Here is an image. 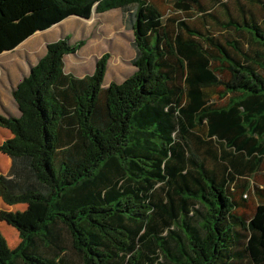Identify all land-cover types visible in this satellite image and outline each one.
I'll use <instances>...</instances> for the list:
<instances>
[{
  "label": "trees",
  "instance_id": "1",
  "mask_svg": "<svg viewBox=\"0 0 264 264\" xmlns=\"http://www.w3.org/2000/svg\"><path fill=\"white\" fill-rule=\"evenodd\" d=\"M39 1L41 21L49 7L125 11L134 71L104 85L103 54L92 73L67 72L84 42L65 35L11 88L0 199L42 212L4 213L18 242L0 264H264L263 188L249 217L234 214L264 161V2L250 0L259 15L238 3L219 21L204 0H173L198 13L191 25L148 0ZM29 2L0 0V19ZM209 19L228 36L211 34Z\"/></svg>",
  "mask_w": 264,
  "mask_h": 264
},
{
  "label": "rangeland",
  "instance_id": "2",
  "mask_svg": "<svg viewBox=\"0 0 264 264\" xmlns=\"http://www.w3.org/2000/svg\"><path fill=\"white\" fill-rule=\"evenodd\" d=\"M39 1V0H34ZM33 1V2H34ZM154 4L164 15H176L185 18L191 25H198L199 15L197 12L191 13L188 17L183 13L174 11L171 3L173 0H148ZM262 3L264 0H260ZM32 2V0H31ZM28 5L20 3L11 12L0 19V113L17 115L13 100L10 95V87L21 80L29 72V68L34 65L37 59L44 53L45 45L48 41L57 40L65 35L69 36V41L74 43L83 40L84 44L73 54L65 56V70L76 76H83L93 72L96 61L107 54V67L104 78V85L109 82H121L133 71L131 60L134 50L131 46L132 31L125 22V11L115 9L104 13H95V4L84 11L70 10L66 12L51 9L48 3L40 0L38 5L46 8L48 18L44 21L36 14L33 2ZM226 3L227 8L220 3ZM245 5L254 15H259V3L250 4V0H204L203 4L219 21H224L227 14L236 15L238 13L237 4ZM25 22V23H24ZM31 22V24H29ZM43 22V24H41ZM26 24L28 27H24ZM211 34L220 39L228 36L227 32L221 30L209 19L206 25ZM28 28V32H27ZM26 30V31H25ZM215 92L211 93V99L215 100ZM216 101V100H215ZM214 101V102H215ZM10 137V133L0 128V144ZM7 157L0 153V172H6L9 167ZM264 190V161L260 170L246 180V189L243 195L244 202L235 206L234 214L237 216L249 217L260 203L255 195V189ZM236 201H240L239 195L235 196ZM22 206L28 204H19ZM41 207L40 205H37ZM25 211L24 209H18ZM42 212V207L40 213ZM19 213V212H18ZM28 216L26 222H33L36 216ZM21 214V213H19ZM15 235H10L9 240L13 243L17 241ZM246 237H240L236 252L242 254ZM234 264H247L243 256L237 258Z\"/></svg>",
  "mask_w": 264,
  "mask_h": 264
},
{
  "label": "crops",
  "instance_id": "3",
  "mask_svg": "<svg viewBox=\"0 0 264 264\" xmlns=\"http://www.w3.org/2000/svg\"><path fill=\"white\" fill-rule=\"evenodd\" d=\"M16 84V83H15ZM12 85L10 87V90L13 86ZM7 163L9 162V166H10V159L7 157ZM24 209L25 211H19L18 209ZM41 207L37 206V205H13V206H8L6 204H4L1 199H0V259L13 247L17 244L18 242V236H17V232L15 231V229H13L12 227H10L9 225H7L4 221V213L5 212H10V211H16L19 212L21 214L24 215V218L26 220L27 215L28 216H33L35 214L40 213ZM10 235H15L14 237L17 238L16 242H11L9 240Z\"/></svg>",
  "mask_w": 264,
  "mask_h": 264
}]
</instances>
